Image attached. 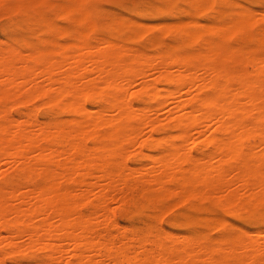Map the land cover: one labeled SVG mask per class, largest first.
I'll return each mask as SVG.
<instances>
[{"label":"bare ground","instance_id":"obj_1","mask_svg":"<svg viewBox=\"0 0 264 264\" xmlns=\"http://www.w3.org/2000/svg\"><path fill=\"white\" fill-rule=\"evenodd\" d=\"M91 1L0 0L8 13L33 9L29 21L49 35L0 46V264H19L6 259L23 248L45 251L35 264H264L263 230L207 243L151 227L128 235L109 205L117 194L264 207V14L234 0H180L189 20L115 16L93 38ZM205 9L214 22L196 20ZM153 30L179 41L153 55L130 46ZM11 99L53 109L44 121L35 108L14 117ZM162 124L176 134L155 138ZM190 144L210 152L193 156ZM132 148L149 163L127 166Z\"/></svg>","mask_w":264,"mask_h":264},{"label":"rangeland","instance_id":"obj_2","mask_svg":"<svg viewBox=\"0 0 264 264\" xmlns=\"http://www.w3.org/2000/svg\"><path fill=\"white\" fill-rule=\"evenodd\" d=\"M91 2L96 13L97 21L99 23V26L90 33V36L93 38L106 36L108 33L106 24L110 20L115 18V16L134 18L138 20V22H141L143 24L145 23V25H147V23H149L148 25L151 24L156 25L165 22H172L174 20V17H177L181 20L190 19V16L188 15L187 12L190 9L189 3L182 2L180 0H92ZM234 2L236 3L238 2V4L241 2L240 4H244V6L246 5L252 10L254 8L255 9L254 11H257L258 9H259L258 11H260V0H234ZM124 5H132V7H124ZM5 10H6V6L1 4L0 5V24H1L0 46L1 47H5L6 43H11L16 38H24L28 36H31L33 38H37L38 36L49 37L48 34L42 33V31H40L36 23L32 21L34 23L33 24L31 21H29L30 17L33 16L32 15L33 9L22 10V11L17 10L9 13L7 11L5 12ZM48 13L53 18L57 26L59 27L70 26V23L68 21H66L64 18L60 16H57V14L54 13V11H49ZM195 18L201 23H205V22L212 23L215 20L214 12L211 9H205L201 12H197ZM259 28H260V24L256 23L253 26V31L257 32ZM162 33L163 32H159L158 30H153L151 32L142 34V36L141 35L139 37L137 36L132 41H130V46L131 45L132 47L136 46L141 50L144 49L148 54L153 55L163 46H167V44L174 45L179 41V37L175 33H170V32L167 33L165 32L163 34ZM240 37H241L240 34H235L232 37H230L229 40L230 44L233 43L231 45H237L240 42ZM59 38L60 40H67L70 39V36L69 35L60 36ZM155 39L157 40V42ZM249 44L251 43L248 44L246 43L247 46H249ZM189 49H190L189 46H184L180 48L182 52L183 50L188 51ZM158 85L160 88L168 87V84L165 83L164 81H160ZM18 102L19 101L17 99L16 100L11 99L8 104L9 106H11L10 111L14 117L24 116L23 112L26 113L28 112V110L35 108L37 109L36 113L38 120L44 121L47 115H49L52 112L51 110L53 109L52 107L47 105L43 106L40 99H36L28 104H23L19 102V104L17 105ZM40 104L42 105V107H39ZM22 110L23 112H21ZM166 110L163 111L164 114L167 112ZM60 115L62 117H67L65 113H61ZM154 132H153V136H155V138L157 137L159 138L162 135L166 136V135L176 134V131L172 129L170 125H164V124L158 125V127L154 130ZM142 136L145 135L142 134ZM89 145H91V143ZM190 146H191L190 153L193 156H197V157L201 156L202 158L205 159L208 152H210V148L206 146H194L192 144H190ZM133 148L131 149L132 150L131 152H128L129 154L127 157L125 156L127 155V153L124 155L125 163L127 162L128 164L127 166L131 165L132 167H136L138 165L142 166L144 165V163L148 164L149 163L148 158L144 157L142 154L135 153ZM144 151L145 153L154 152V150L150 148H145ZM146 160L147 162H145ZM231 176L233 175L231 174ZM116 195L117 194H114L113 196L114 198H112V200L116 199L117 202L115 201L113 202L112 200H111L112 202H109L110 208L112 209L110 210L112 211L113 214V220L115 219L114 222L120 225L121 228L124 225L123 228L125 230H123V232L128 235L131 232H135L136 234L141 235L145 231H147L149 227H151L155 232L166 231L174 234L178 233L180 234V236L181 235L183 236V234L191 235L196 239H200V240L202 239L201 241L203 243H207L212 240H218L220 239V237L223 238L225 236H233L235 235V233L237 234L240 232V230H244V229H245L244 231L247 232L248 231L254 232L256 230L264 231V218L262 217V215L264 214V207H259L256 210H250V209L244 210V209H239L235 206H222L220 204H211L208 201H201V202L190 201V200H186L185 198L182 201L178 200L177 198H170L157 203H153L143 199L138 195L134 196L135 199L132 198V200H129L127 202H121V200H119V196L117 195L116 197ZM172 201H174L175 203ZM173 203L175 205H173ZM168 205L172 207H169ZM87 210H88L87 205L81 206L82 212H86ZM159 215L162 217H160ZM220 221L222 224L220 223ZM214 225H216L217 227ZM238 226L241 227L242 229L239 228ZM121 228L120 230L122 231L123 228L122 229ZM180 236L178 238L182 237ZM22 250L25 251L22 252L20 250L21 252L20 251L17 252L13 256V258L7 257L6 260L8 261V263L12 262L13 259L15 262L17 263L19 262V264L22 263L35 264V262L37 263L42 261L46 254L45 251L40 250L38 248L37 249L23 248Z\"/></svg>","mask_w":264,"mask_h":264},{"label":"snow or ice","instance_id":"obj_3","mask_svg":"<svg viewBox=\"0 0 264 264\" xmlns=\"http://www.w3.org/2000/svg\"><path fill=\"white\" fill-rule=\"evenodd\" d=\"M124 7H132V5H124ZM260 12L264 14V0H260Z\"/></svg>","mask_w":264,"mask_h":264}]
</instances>
